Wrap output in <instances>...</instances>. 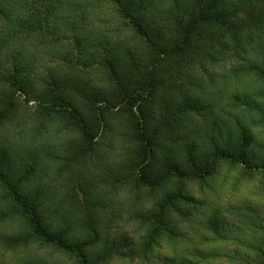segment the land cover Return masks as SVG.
<instances>
[{"label":"rangeland","instance_id":"1","mask_svg":"<svg viewBox=\"0 0 264 264\" xmlns=\"http://www.w3.org/2000/svg\"><path fill=\"white\" fill-rule=\"evenodd\" d=\"M163 11L176 12L175 1L12 0L11 21L0 18L1 38L4 28L18 33L6 36L0 51V110L15 103L0 120V158L6 152L10 158L0 167V237L16 234L0 243V264H264V111L235 99L241 92L261 102L254 97L262 89L259 76L240 72L249 54L210 63L205 74L175 76L173 116L161 124L173 130L172 152H165L170 163L186 170L196 150L199 160L230 158L184 185L185 200L168 208V234L160 236H152L156 221L139 215L156 216L174 182L142 186L140 176L152 169L136 155L137 105L122 96L127 108L112 109L105 126H92L85 138L69 107L53 101L57 95L80 113L93 112L84 93L113 85L98 65L119 40L133 36L136 24H164ZM30 21L36 28H28ZM193 77L202 85L194 86ZM19 202L35 205L44 227L63 234L74 250L31 236Z\"/></svg>","mask_w":264,"mask_h":264},{"label":"trees","instance_id":"2","mask_svg":"<svg viewBox=\"0 0 264 264\" xmlns=\"http://www.w3.org/2000/svg\"><path fill=\"white\" fill-rule=\"evenodd\" d=\"M22 1L20 0L21 3ZM174 1L176 12L163 11L164 24L154 28L136 24L131 29L133 36L125 41L119 40L108 53L109 59L98 65V70L110 77L109 81L113 85L105 89L94 87L89 93H84L85 100L88 97V102L91 104L89 109L93 112L80 113L75 104L71 102L67 104L68 100L60 99L61 97L57 95L53 99L54 102L69 107L71 121L79 129L81 128L85 138L89 137L92 126H98V129L102 124L105 126L104 120L111 115L112 109L127 108L119 102L122 96L127 97L129 105L132 101V107L137 105L135 108L141 117L133 115L132 123L141 146L136 151V155L142 160L143 165H147L146 168L152 169L150 175L140 176L142 186L153 190L174 182L173 192L167 194L158 203L156 216H150L149 212L139 215L143 221H156L158 227L152 231L153 237L166 232L164 216L169 207L185 200L184 185L193 180L209 177L217 163L226 162L230 158L229 155L217 154L213 159L199 160L202 159L198 158L201 154L196 150L195 155L198 157L192 159L189 164L191 166L186 170L181 171L170 163L165 152H172L168 142L171 141L173 130L169 124L164 128L162 125L170 121V117L173 116V104L169 94L176 86L175 76L178 75L183 79L187 70L205 74L209 72L210 63L227 64V60L235 62V59H244L241 58L242 54H249L248 60L244 61L245 64L242 63L240 72L259 76L262 89L254 93V97L264 99V5L261 4L263 0ZM11 2L12 0H0V14L2 13L0 18L3 21H11L6 12ZM29 19L31 20V15L26 18ZM27 26L36 28L37 25L30 21V25ZM6 29L1 31L4 37L1 38L0 35V51L9 43L6 36L14 38V35L18 34L17 28L14 29L13 34ZM231 71L234 76L239 73L234 64ZM194 78L197 79L193 77V85L201 86L203 81L195 83ZM241 94L239 92L235 99L241 100L243 97L248 107L264 111V105L259 104L261 102ZM14 108L15 103L10 101L5 109L0 110V120H5ZM178 109L184 108L179 106L176 110ZM162 155H165L164 161L159 158ZM18 159L16 158V161L12 159L14 166H18L22 161ZM9 160V154L6 152L5 160L0 158V167L4 168ZM238 162L241 163L240 160ZM1 179H4V174L0 172ZM21 202L18 206L30 227L31 236L66 252L74 250L72 246L66 244L63 234L51 233L44 227L41 214L35 205L28 206ZM58 212L60 213L59 208L57 215ZM15 235L14 232L0 237V243H9Z\"/></svg>","mask_w":264,"mask_h":264},{"label":"clouds","instance_id":"3","mask_svg":"<svg viewBox=\"0 0 264 264\" xmlns=\"http://www.w3.org/2000/svg\"><path fill=\"white\" fill-rule=\"evenodd\" d=\"M261 103L264 104V99H261Z\"/></svg>","mask_w":264,"mask_h":264}]
</instances>
